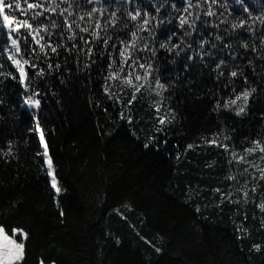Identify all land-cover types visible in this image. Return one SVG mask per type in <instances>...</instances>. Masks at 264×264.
Returning a JSON list of instances; mask_svg holds the SVG:
<instances>
[{"label": "snow or ice", "instance_id": "1", "mask_svg": "<svg viewBox=\"0 0 264 264\" xmlns=\"http://www.w3.org/2000/svg\"><path fill=\"white\" fill-rule=\"evenodd\" d=\"M252 3L253 0H0V106L7 104L4 89L13 82L20 92L17 104L7 105L9 114L18 119V106L28 111L33 122L23 139L0 138V162L5 170L13 162L20 163L21 147L29 146L31 134L38 137L33 158L41 167L46 165L54 206L60 224H64L67 214L62 198L68 189L55 175L42 101L54 98L60 104L54 81L67 86L75 79L89 89V105L100 109L113 123L117 119L125 123L130 136L144 149H165L174 156V175L186 174L179 165L190 151L207 154L209 148L220 150L228 165L220 183H231L224 188H209L185 182L181 188L177 182L174 187L182 194V202L192 205L196 214L212 207L219 215L225 203L235 206L229 218L239 250L243 252L244 242L251 241L249 252L264 251V191H258L264 189V112L259 114L261 124L255 134L239 139L223 115L249 118L251 105L264 95V0H260L258 11ZM182 88L196 99L208 97L218 126L183 145L177 141L168 149L171 136L187 135L176 130L179 113L171 103ZM145 103L147 107H143ZM216 163L213 159L206 167L214 168ZM22 203L12 199L0 212V264H28L33 234L25 224L13 220V213ZM249 205L259 212L260 228L255 229L262 233L259 242L253 239V228L247 223ZM124 207L131 210L130 205ZM255 210L253 221L257 219ZM115 211L120 214L119 209ZM202 218L207 220L209 216ZM136 235L157 254L162 253L161 247L140 232ZM104 236L103 242L97 241L98 256L113 233L105 231ZM157 239L162 241L164 237L157 234ZM115 243L119 246L120 238L116 237ZM35 264L60 262L41 253Z\"/></svg>", "mask_w": 264, "mask_h": 264}, {"label": "trees", "instance_id": "2", "mask_svg": "<svg viewBox=\"0 0 264 264\" xmlns=\"http://www.w3.org/2000/svg\"><path fill=\"white\" fill-rule=\"evenodd\" d=\"M251 6L258 11L260 0H253ZM54 84L61 102L57 104L54 98L42 101V115L55 175L68 189L62 198L67 214L64 224H60L54 206L46 165L41 167L39 160L33 158L38 137L31 134L29 146L21 147L19 164L13 162L5 170L0 162V212L10 200H22V205L13 213V220L25 224L33 234L28 264H35L41 253L60 264H264V251H248L251 241L244 242L243 252L239 250L229 218L235 206L225 203L219 215L212 207L196 214L192 205L182 202V194L174 187L177 182L181 188L185 182L209 188H224L231 183H220L228 171L220 150L209 148L207 154L190 151L179 165L186 174L174 175V156H169L165 149L159 152L144 149L140 141L130 136L125 123L118 119L113 123L100 109L89 105L91 93L87 87L75 79L67 86L59 85L58 80ZM4 92L7 104L0 106V116L4 117L0 120V138L23 139L33 124L31 117L27 110L17 106L15 114L19 118L14 119L7 106L17 104L20 89L8 82ZM171 103L179 113L176 130L187 135L171 136L168 149L177 141L183 145L218 126L207 96L196 99L182 88ZM261 112H264V95L251 105L249 118L223 115L226 123L236 129L239 139L255 134L261 124ZM141 114H145L143 110ZM108 132L111 135H101ZM213 159L216 165L207 168L206 163ZM254 210L249 205L247 223L253 228V239L259 242L262 233L255 231L260 228L259 212L255 210L257 219L253 221ZM203 215L209 219H203ZM105 231L113 236L107 237L103 254L98 256L97 241L105 240ZM137 232L161 247L162 253L157 254L145 244ZM157 234L164 239L158 240ZM116 237L121 240L119 246L115 243Z\"/></svg>", "mask_w": 264, "mask_h": 264}, {"label": "rangeland", "instance_id": "3", "mask_svg": "<svg viewBox=\"0 0 264 264\" xmlns=\"http://www.w3.org/2000/svg\"><path fill=\"white\" fill-rule=\"evenodd\" d=\"M256 163H257V164H260V161L257 159ZM50 179H51V178H50Z\"/></svg>", "mask_w": 264, "mask_h": 264}]
</instances>
